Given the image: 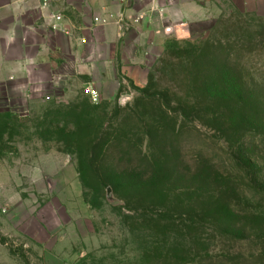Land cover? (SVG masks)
<instances>
[{"label":"rangeland","instance_id":"rangeland-1","mask_svg":"<svg viewBox=\"0 0 264 264\" xmlns=\"http://www.w3.org/2000/svg\"><path fill=\"white\" fill-rule=\"evenodd\" d=\"M102 1L113 17L115 0L81 6ZM56 2L76 18L82 0ZM169 2H124L136 46L114 82L70 69L38 97L0 101V264H264V0ZM205 48L239 60L228 68L247 108L224 100Z\"/></svg>","mask_w":264,"mask_h":264},{"label":"crops","instance_id":"crops-1","mask_svg":"<svg viewBox=\"0 0 264 264\" xmlns=\"http://www.w3.org/2000/svg\"><path fill=\"white\" fill-rule=\"evenodd\" d=\"M133 1L136 0L125 3ZM85 2H78L76 18H72L65 13L64 4H56V0H49L47 8L43 7L44 0H0V101H13L14 95L23 100L38 97L52 84L67 81L70 69L77 77L87 74L94 87L115 81L112 72L119 52L136 46L119 20L120 16H126L127 11H122L125 4L115 0L111 17L109 3L105 5L102 1L92 15L81 6ZM169 7L162 4L160 12H168ZM58 15L64 18L61 23L54 20ZM98 17L106 23L96 24ZM148 23L135 25L133 32L138 39L149 36L152 28ZM55 25L58 30H54ZM168 27L155 32L164 38L169 30L175 36L179 34L176 25L169 30Z\"/></svg>","mask_w":264,"mask_h":264},{"label":"trees","instance_id":"trees-1","mask_svg":"<svg viewBox=\"0 0 264 264\" xmlns=\"http://www.w3.org/2000/svg\"><path fill=\"white\" fill-rule=\"evenodd\" d=\"M209 50L205 48L202 52L199 54V59L203 62L207 60L208 56H210ZM211 60L215 62H219L223 66L222 76L219 77V80L221 83H223L228 90L224 91L223 98L224 100L227 99V101L234 103L241 108H247L251 104V100L247 99H241V91L240 85H244L243 78H240L238 75H234L232 72L229 71V66H232L233 64H239V60L237 58L233 59L232 53H227L223 51L222 54H214L210 56ZM208 62V61H207ZM205 73V72H204ZM213 77L211 76V73L209 72L208 75L204 76L201 75L197 78L195 84L198 92H203V99L198 103V108L195 110L197 114H204L206 115L204 110V105L208 106L210 105V97L208 93L210 94L211 86H213V82L211 81ZM199 82V83H197ZM212 83V84H211ZM208 95V96H207ZM223 98H220V101H223ZM228 103V102H227ZM195 108V107H194ZM242 120V115L239 114L238 116Z\"/></svg>","mask_w":264,"mask_h":264},{"label":"built area","instance_id":"built-area-1","mask_svg":"<svg viewBox=\"0 0 264 264\" xmlns=\"http://www.w3.org/2000/svg\"><path fill=\"white\" fill-rule=\"evenodd\" d=\"M120 1H121V2H126V1H128V0H120ZM166 2H167V3H170L169 0H166ZM48 6H49V0H44V5H43V7H44V8H47ZM54 20L56 21V23H61L62 21H64V18H63V16L58 15V16H55V17H54ZM95 23H96V24H105L106 22H105V20H103L102 18L98 17V18L95 19ZM54 30H58V25H55V26H54ZM64 32H67V31H64ZM88 93L91 94L93 100H95V101L97 100V98H98V93H97L95 90H93V88H89V89H88Z\"/></svg>","mask_w":264,"mask_h":264},{"label":"water","instance_id":"water-1","mask_svg":"<svg viewBox=\"0 0 264 264\" xmlns=\"http://www.w3.org/2000/svg\"><path fill=\"white\" fill-rule=\"evenodd\" d=\"M108 198L112 200L111 189L110 188H108Z\"/></svg>","mask_w":264,"mask_h":264}]
</instances>
